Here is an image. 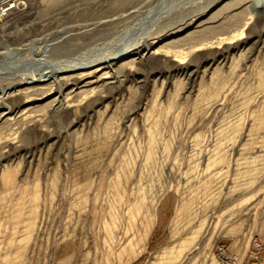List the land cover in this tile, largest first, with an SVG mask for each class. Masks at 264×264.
I'll return each mask as SVG.
<instances>
[{
    "label": "rangeland",
    "instance_id": "1",
    "mask_svg": "<svg viewBox=\"0 0 264 264\" xmlns=\"http://www.w3.org/2000/svg\"><path fill=\"white\" fill-rule=\"evenodd\" d=\"M255 1L1 0L0 264L264 258Z\"/></svg>",
    "mask_w": 264,
    "mask_h": 264
},
{
    "label": "bare ground",
    "instance_id": "2",
    "mask_svg": "<svg viewBox=\"0 0 264 264\" xmlns=\"http://www.w3.org/2000/svg\"><path fill=\"white\" fill-rule=\"evenodd\" d=\"M252 4H256L257 6L259 5V6H261V7H264V0H256L254 3H252ZM255 6V5H254ZM136 25V24H135ZM138 27V26H137ZM138 29V28H137ZM150 29V28H149ZM129 36V35H128ZM143 36V35H142ZM56 39V38H55ZM141 40L143 41L144 39H142L141 38ZM145 41H143V43H144ZM5 43V42H4ZM37 49V48H36ZM36 49H34V50H36ZM13 50H15L16 51V49H13ZM31 50V49H30ZM19 51V50H18ZM43 51H45V50H43ZM128 52L129 51V49H125V50H123V51H116V52H114V53H112V54H110V55H105V57H103V58H100V59H97V60H93V61H86V62H79V63H76V64H67V63H65V64H63L62 66H60L61 64L59 63H57V62H53L52 64H51V68H52V72L51 71H47L48 69H50V68H47V70L45 71V69H44V71H41L40 73H38V74H33V75H31V76H28L29 78H28V84H31V83H35V82H39V81H42V80H45V79H47V78H53L54 80H56V81H58V73H67V72H69V71H71V70H79V69H84V68H86V66H90V65H93V64H101V63H107V62H110V61H112V60H116V59H118V58H120V53H122V52ZM13 52V51H12ZM12 52H11V54H12ZM21 52V51H20ZM29 52V51H28ZM38 52H40V51H38ZM0 53H2V52H0ZM15 52H13V54H14ZM32 53L33 54H36L37 52H35V51H32ZM42 53V52H41ZM104 54V53H103ZM99 55V54H98ZM14 56V55H13ZM30 56V55H29ZM27 54L25 55V57H26V59L27 60H30V61H33L35 64H41V65H43V63L45 62H49V61H46V60H44V57L42 58V57H39V58H37V56H36V58L35 57H32L31 58V56L29 57ZM39 56H40V54H39ZM42 56H45V53H44V55H42ZM104 56V55H103ZM11 58H13V57H11ZM92 58V57H91ZM15 59V58H14ZM25 59V58H24ZM24 59H22V60H24ZM93 59V58H92ZM95 59V58H94ZM4 60L5 61H7L8 59H4V58H2V59H0V63H2V62H4ZM26 60V61H27ZM90 60V59H89ZM10 61V60H9ZM16 61H19V62H21V60H16ZM16 61H15V63H16ZM26 61H24V62H26ZM29 61V62H30ZM82 61V60H81ZM11 62V61H10ZM19 62L17 63V64H19ZM29 62H27V63H29ZM77 62V61H76ZM9 63V62H8ZM7 63V64H8ZM22 63V62H21ZM20 63V64H21ZM71 63V62H70ZM6 64V65H7ZM17 64H15V66H13V67H19V65H17ZM32 64V63H31ZM9 65V64H8ZM11 65H13V64H11ZM17 65V66H16ZM23 66H24V63L22 64ZM4 66H5V64H4ZM23 66H22V68H23ZM40 66V65H39ZM50 66V65H49ZM60 66V67H59ZM38 67V66H37ZM48 67V66H47ZM5 68H7V67H5ZM9 68V67H8ZM7 68V69H8ZM21 68V69H22ZM33 68H35L36 69V67L34 66ZM46 68V67H45ZM88 68V67H87ZM3 69H4V67H3ZM2 69V70H3ZM7 69H6V72H7ZM20 69V68H19ZM24 69V68H23ZM28 69H30L29 67H28ZM38 69H39V67H38ZM1 70V69H0ZM14 70H16V69H14ZM34 70V69H33ZM5 71V70H4ZM11 71V70H10ZM26 71V70H25ZM30 71V70H29ZM37 71V70H36ZM40 71V70H39ZM1 72V71H0ZM9 72V71H8ZM18 72V71H17ZM23 72V71H22ZM30 72H32V71H30ZM29 72V73H30ZM34 72V71H33ZM3 73V72H2ZM16 73V72H15ZM29 73H28V75H29ZM37 73V72H36ZM25 74V73H24ZM27 74V73H26ZM26 77V76H25ZM31 82V83H30ZM2 94H4V93H2Z\"/></svg>",
    "mask_w": 264,
    "mask_h": 264
},
{
    "label": "built area",
    "instance_id": "3",
    "mask_svg": "<svg viewBox=\"0 0 264 264\" xmlns=\"http://www.w3.org/2000/svg\"><path fill=\"white\" fill-rule=\"evenodd\" d=\"M2 2L0 0V10H6V7H2ZM259 247L260 244H257ZM217 252L224 253L226 251V247L224 245H218L217 246ZM243 254H245V259H241L240 255H229L224 258V261L227 264H250L247 259L253 260V261H259L261 264H264V261L262 260L260 253L257 251H253L250 248H246L243 251ZM223 257V256H222Z\"/></svg>",
    "mask_w": 264,
    "mask_h": 264
},
{
    "label": "crops",
    "instance_id": "4",
    "mask_svg": "<svg viewBox=\"0 0 264 264\" xmlns=\"http://www.w3.org/2000/svg\"><path fill=\"white\" fill-rule=\"evenodd\" d=\"M231 255H240V258L241 259H245V254H243V251H237V252H235V253H232ZM230 255V256H231ZM261 256V258H262V260L264 261V258H263V256L262 255H260ZM248 260V262L250 263V264H261V262H259V261H251L250 259H247Z\"/></svg>",
    "mask_w": 264,
    "mask_h": 264
},
{
    "label": "water",
    "instance_id": "5",
    "mask_svg": "<svg viewBox=\"0 0 264 264\" xmlns=\"http://www.w3.org/2000/svg\"><path fill=\"white\" fill-rule=\"evenodd\" d=\"M146 52H147V53H148V52H150V49H147V51H146ZM126 53H127V52H125V51H124V52L120 53V55H119V56L121 57V56L125 55ZM30 83H31V82H30Z\"/></svg>",
    "mask_w": 264,
    "mask_h": 264
}]
</instances>
